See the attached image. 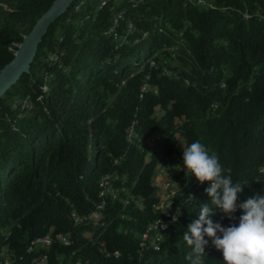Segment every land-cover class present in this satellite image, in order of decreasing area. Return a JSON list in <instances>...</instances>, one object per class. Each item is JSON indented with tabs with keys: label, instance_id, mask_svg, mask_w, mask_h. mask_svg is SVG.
I'll list each match as a JSON object with an SVG mask.
<instances>
[{
	"label": "trees",
	"instance_id": "16d2710c",
	"mask_svg": "<svg viewBox=\"0 0 264 264\" xmlns=\"http://www.w3.org/2000/svg\"><path fill=\"white\" fill-rule=\"evenodd\" d=\"M53 1L0 0V70ZM196 141L237 205L264 195V0H74L0 98V264H191L210 184L177 166ZM160 174L178 188L151 244ZM205 239L202 264H223Z\"/></svg>",
	"mask_w": 264,
	"mask_h": 264
},
{
	"label": "clouds",
	"instance_id": "9594fccd",
	"mask_svg": "<svg viewBox=\"0 0 264 264\" xmlns=\"http://www.w3.org/2000/svg\"><path fill=\"white\" fill-rule=\"evenodd\" d=\"M180 144L183 146V168L179 165L177 168L186 169L185 175L194 176L201 184H210L205 189L210 202L201 205L198 219L188 225L183 235V240L192 249L187 259L191 264H202L201 256L208 244L205 237H208L213 246L222 251L223 264H264V195H255L237 205L243 184L233 183L231 168L224 169L217 155L210 153L199 141ZM237 207L243 213L238 224L222 227L209 218L215 208L234 219ZM217 232L222 236H217Z\"/></svg>",
	"mask_w": 264,
	"mask_h": 264
},
{
	"label": "water",
	"instance_id": "95a60500",
	"mask_svg": "<svg viewBox=\"0 0 264 264\" xmlns=\"http://www.w3.org/2000/svg\"><path fill=\"white\" fill-rule=\"evenodd\" d=\"M74 0H54L49 8L35 21L30 32L18 45L12 60L0 70V98L19 78L29 73L42 38L49 26L59 18Z\"/></svg>",
	"mask_w": 264,
	"mask_h": 264
},
{
	"label": "built area",
	"instance_id": "2783aa9c",
	"mask_svg": "<svg viewBox=\"0 0 264 264\" xmlns=\"http://www.w3.org/2000/svg\"><path fill=\"white\" fill-rule=\"evenodd\" d=\"M178 160V159H177ZM169 184L167 185L166 189V195L164 197V202L162 206L158 208V211L160 212V216L155 218V222L150 226V239H151V244L158 239L159 237H162V235H155L153 234V227L156 224H168V209H171L172 205V195L176 192L177 190V185H175L172 182H168ZM97 209H99V206H97ZM58 242H64L63 236L59 235L57 236ZM34 245H49V242H43L40 244H34ZM42 264H47V260L43 259Z\"/></svg>",
	"mask_w": 264,
	"mask_h": 264
},
{
	"label": "rangeland",
	"instance_id": "374dc122",
	"mask_svg": "<svg viewBox=\"0 0 264 264\" xmlns=\"http://www.w3.org/2000/svg\"><path fill=\"white\" fill-rule=\"evenodd\" d=\"M201 4L204 5L203 2H201ZM0 24H1V25L4 24V21L1 20V19H0ZM16 29H17L18 31H21V30L24 29V27H23V26H19V27H17ZM154 183H155V185H156L157 188H158V189H157V196H158V195H159V196H162L163 193H164V191L167 189V185L169 184L168 181H166L165 177H164L162 174H160V176L157 175V176L155 177V179H154ZM163 202H164V200H163ZM163 202H161V206H162Z\"/></svg>",
	"mask_w": 264,
	"mask_h": 264
},
{
	"label": "bare ground",
	"instance_id": "6f19581e",
	"mask_svg": "<svg viewBox=\"0 0 264 264\" xmlns=\"http://www.w3.org/2000/svg\"><path fill=\"white\" fill-rule=\"evenodd\" d=\"M111 188V187H110ZM108 190V189H107ZM111 190V189H110ZM105 193V192H104ZM104 195V194H103ZM173 196V195H172ZM102 209V206H99V210H101ZM171 218V217H170ZM73 219H74V221L75 222H77L78 221V219L76 218V216L75 217H73ZM173 219V218H172ZM170 222H169V220H168V224H169ZM168 224H156L154 227H153V229H154V231H158V232H161V231H163L166 227H164V225H166V226H168ZM150 230H147V233L149 232ZM148 236V235H147ZM43 242H49V245H50V239H49V237H46V238H44V239H39V240H35L34 241V244H40V243H43ZM49 245H37V246H39V247H47V246H49ZM50 247V246H49Z\"/></svg>",
	"mask_w": 264,
	"mask_h": 264
}]
</instances>
